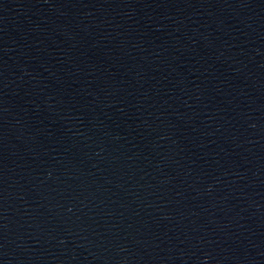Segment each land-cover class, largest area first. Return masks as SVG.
Masks as SVG:
<instances>
[{
	"label": "water",
	"instance_id": "1",
	"mask_svg": "<svg viewBox=\"0 0 264 264\" xmlns=\"http://www.w3.org/2000/svg\"><path fill=\"white\" fill-rule=\"evenodd\" d=\"M11 0H0V29L6 16Z\"/></svg>",
	"mask_w": 264,
	"mask_h": 264
}]
</instances>
